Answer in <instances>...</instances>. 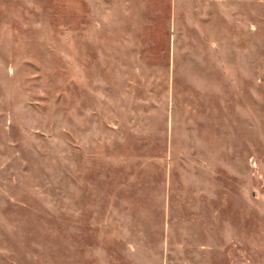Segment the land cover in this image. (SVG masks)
I'll return each mask as SVG.
<instances>
[{"label": "rangeland", "instance_id": "374dc122", "mask_svg": "<svg viewBox=\"0 0 264 264\" xmlns=\"http://www.w3.org/2000/svg\"><path fill=\"white\" fill-rule=\"evenodd\" d=\"M0 264H264V0H0Z\"/></svg>", "mask_w": 264, "mask_h": 264}]
</instances>
